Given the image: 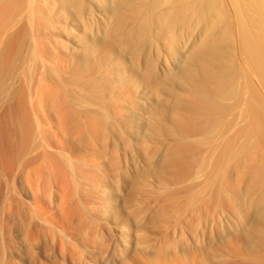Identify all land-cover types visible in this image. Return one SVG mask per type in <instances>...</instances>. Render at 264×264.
Returning <instances> with one entry per match:
<instances>
[{"label": "bare ground", "instance_id": "1", "mask_svg": "<svg viewBox=\"0 0 264 264\" xmlns=\"http://www.w3.org/2000/svg\"><path fill=\"white\" fill-rule=\"evenodd\" d=\"M225 1L0 0V264L15 232L31 260L185 264L183 237L148 232L189 212L212 218L204 264H264V0ZM20 173L56 188L64 221H35ZM110 181L129 190L115 243L73 196L107 207Z\"/></svg>", "mask_w": 264, "mask_h": 264}, {"label": "rangeland", "instance_id": "2", "mask_svg": "<svg viewBox=\"0 0 264 264\" xmlns=\"http://www.w3.org/2000/svg\"><path fill=\"white\" fill-rule=\"evenodd\" d=\"M228 1H225V5L227 7V4H228V8L231 10L233 7L230 8L232 4H230ZM229 9L227 12L229 13V16H232L230 14L233 13L232 12L233 9L231 11ZM94 15L101 16V12L97 11ZM135 106L137 107V109L134 108V106L130 108L131 113L133 111H134L133 113L138 112L139 110L146 112V113L151 112V102H150V99L147 97L141 98L139 109L137 105ZM2 109L3 107H0V113L2 112ZM42 115L44 118L47 117L45 113H43ZM132 135H133L132 140L133 141L136 140V133H132ZM127 163H130V165L133 166V163L131 161ZM142 167H143V164L141 165V168ZM4 178H7V176L3 177V179ZM13 178L15 179V180L13 179V181H12V178H10L11 180L9 178L5 180L6 182L10 180L13 183L14 188H15V191H14L13 186H11L14 192L13 194L18 193V196H20L23 200L29 203L31 210L34 209L33 210L34 214L38 216L35 218V221L38 220V222L40 221L41 223L43 220H45L42 223L45 222L47 224H49L48 221H50V224L52 223L53 225L55 224L57 225L60 223V221L61 222L64 221L62 217V212L60 209V198H59L60 196L55 187H52L51 191H46L47 194L43 192L44 190H42L41 188H38L39 189L38 191L40 192L39 193L34 183L30 185V186L33 185V187H35L34 190L32 189V187L29 186V184L31 183V180L29 179L28 176L24 174H21V175L17 174L13 176ZM145 183L146 184L139 195V201H140V204L144 206L145 209L146 208L147 210L153 209L154 207H157L155 199L157 195L160 194L161 186L158 183V181L153 178H148V180ZM118 186H119V181L108 182V189H109L110 194L112 195L113 201L111 203H108L109 205L107 207L102 206L99 202H95L92 205L83 204L79 199V193H77V190L73 193V196H75V199L77 201V204L79 206L84 207L85 210H91L90 212L101 210V214H100V217L102 218L101 221L107 224L108 227L110 228L111 242L113 241L112 243H115L116 239L120 238V234L124 231V229H126V227L123 228V226H125V223H123V217L126 215V213L123 211L121 204L123 203L124 199H126V197L128 196L127 194L129 193V190H125V191L118 190L119 188ZM11 188L9 189V192L10 191L12 192ZM196 191L199 193L201 191V188L198 186L196 188ZM33 196L35 197V199H33ZM197 216L198 214H196V212H194L193 214L191 212L185 213L184 215L181 216L180 219L178 218L175 219L173 216H170V222L168 223L167 227L162 228V230H151L148 232L150 236V242H149L150 248H152L155 244H157V242L159 241V238L163 236L165 232H168L170 235V239L173 243H175L177 239L183 237V240L185 241V245L183 246V248H178V252L185 260V264H204L203 246L205 242V235H203V233H204V230L207 232V230L211 228L209 227V225H210V222L212 221V218L205 217L202 219H198L196 221L195 228H189L187 226V222L189 221V219H192L193 217L196 218ZM161 217L162 216H159V218ZM132 219H131V222H132ZM15 235L17 236L16 237L11 236L13 239L12 242L15 245V255L13 256L10 264H54L52 260L46 254L41 253V252L38 255L37 260H34V259L31 260L30 257L26 256L27 254L24 250L25 244L23 243V240H22V237H24V235L21 232H15ZM133 238H136V237L133 236ZM133 243L134 242L131 241L130 244H133ZM142 245L144 246V244ZM171 248L172 250H174V245H172ZM89 264H113V263L112 261H108L105 258L99 259L98 257L97 258L94 257V259L90 260ZM139 264H142V263L140 262Z\"/></svg>", "mask_w": 264, "mask_h": 264}]
</instances>
